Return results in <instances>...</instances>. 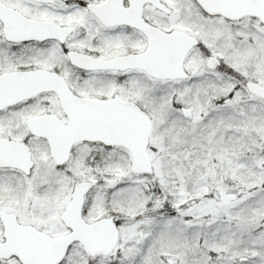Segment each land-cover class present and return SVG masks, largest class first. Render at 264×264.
<instances>
[{
    "label": "snow or ice",
    "instance_id": "snow-or-ice-1",
    "mask_svg": "<svg viewBox=\"0 0 264 264\" xmlns=\"http://www.w3.org/2000/svg\"><path fill=\"white\" fill-rule=\"evenodd\" d=\"M0 264H264V0H0Z\"/></svg>",
    "mask_w": 264,
    "mask_h": 264
}]
</instances>
